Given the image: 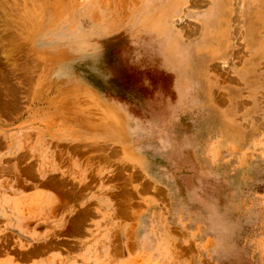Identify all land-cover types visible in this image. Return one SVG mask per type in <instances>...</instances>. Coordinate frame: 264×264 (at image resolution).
Masks as SVG:
<instances>
[{
    "label": "rangeland",
    "instance_id": "rangeland-1",
    "mask_svg": "<svg viewBox=\"0 0 264 264\" xmlns=\"http://www.w3.org/2000/svg\"><path fill=\"white\" fill-rule=\"evenodd\" d=\"M0 264H264V0H0Z\"/></svg>",
    "mask_w": 264,
    "mask_h": 264
},
{
    "label": "crops",
    "instance_id": "crops-1",
    "mask_svg": "<svg viewBox=\"0 0 264 264\" xmlns=\"http://www.w3.org/2000/svg\"><path fill=\"white\" fill-rule=\"evenodd\" d=\"M38 172H40V175L42 177L43 174L49 173V170H47V168L42 169V167H40ZM51 186L52 185L49 182H45V181H43V182L40 181L38 183V185L35 182L34 183V187L31 186V198H33V201L36 202L37 199H40L38 201H40L41 204L38 207H42V204H43V208L46 209L52 203V195H51V193L52 194H54V193L52 191V187ZM37 187L39 188V190L36 189ZM42 191H44V192H42ZM33 208H36V206H34Z\"/></svg>",
    "mask_w": 264,
    "mask_h": 264
}]
</instances>
